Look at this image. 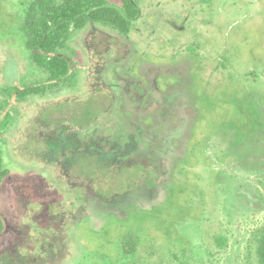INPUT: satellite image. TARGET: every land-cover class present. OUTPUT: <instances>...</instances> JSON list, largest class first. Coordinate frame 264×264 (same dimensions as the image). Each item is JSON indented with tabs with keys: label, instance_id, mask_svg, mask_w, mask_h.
I'll return each instance as SVG.
<instances>
[{
	"label": "rangeland",
	"instance_id": "obj_1",
	"mask_svg": "<svg viewBox=\"0 0 264 264\" xmlns=\"http://www.w3.org/2000/svg\"><path fill=\"white\" fill-rule=\"evenodd\" d=\"M29 1L0 0V151L9 172L0 264H260L264 0H127L139 11L128 33L71 27L59 50L70 76L59 82L26 47ZM104 1L125 9L126 0ZM189 86L199 115L182 160L172 142L190 122ZM143 104L177 126L140 137ZM61 129L118 142L137 134L134 159L144 167L116 194L84 200L69 184L79 165L68 176L42 152ZM163 134L161 146L150 144Z\"/></svg>",
	"mask_w": 264,
	"mask_h": 264
},
{
	"label": "flooded vegetation",
	"instance_id": "obj_2",
	"mask_svg": "<svg viewBox=\"0 0 264 264\" xmlns=\"http://www.w3.org/2000/svg\"><path fill=\"white\" fill-rule=\"evenodd\" d=\"M69 76L70 73L68 74V78ZM180 83L181 85H176L175 87H179L184 91L183 78H181ZM189 84H191V81ZM185 92L189 94V99L183 107L187 117L190 118V122L186 125L183 135H180L172 142L175 144V150H177L176 154L181 157H178V159L182 160L187 152L191 151L193 148L194 133L192 131V125L199 115L198 110L194 112L191 109L192 102L199 99L196 91L189 86ZM142 106H144V116L141 118L142 121L137 122L135 126L137 130H139L140 137L144 135V131L150 135V132H152L151 130L161 132L160 128L162 127L163 129L165 128L166 132L174 126L175 121L172 118H169V121L167 119L164 122L161 121L160 107L151 109L148 105L143 104ZM81 112H83V120L85 121V123L83 121V126H88L90 112L85 107H82ZM142 124L145 126L147 125L146 127L148 128L142 127ZM175 126H177V124H175ZM229 126L234 129L232 125L229 124L228 127ZM61 130L60 133H56V138H54V140H48L50 149L42 152L49 158L50 163L65 166L68 176H70L71 168L73 169L75 164L79 165V172H77L74 178L69 180V184L78 195L81 192L84 200L85 196L87 198L90 196V193L97 194L98 197L105 199L108 195L113 194L112 191L114 189V194L118 192V188L121 189V180H127L126 184L129 180H134V160L138 161V159H134V147L136 145V140L134 138L137 136L136 139H139L137 134L135 136V134L132 133L130 134L131 136L127 137L125 135V137L118 142L115 140H106L103 137L100 138L94 131L91 133H81L80 131L70 130L69 133H67L68 135L63 137V129ZM166 136V134H163L160 139H152L150 144L155 142L154 146H161L163 142L168 139H165ZM122 143L125 144L123 145ZM238 148L240 149V147ZM240 150L244 152V146H242ZM142 166L143 164H137L135 167ZM126 184L123 189L127 188ZM79 188H81L80 192L78 190Z\"/></svg>",
	"mask_w": 264,
	"mask_h": 264
},
{
	"label": "trees",
	"instance_id": "obj_3",
	"mask_svg": "<svg viewBox=\"0 0 264 264\" xmlns=\"http://www.w3.org/2000/svg\"><path fill=\"white\" fill-rule=\"evenodd\" d=\"M56 1L30 0L24 3L25 16L21 32L26 38V47L31 53L32 60L45 67L52 80L58 82L67 79L70 73V64L67 59L59 55V50L67 40L72 26H82L86 22L102 23L128 33L130 21L127 18L135 20L139 16L138 9L127 0L123 11L109 7L104 0H64L61 4H57ZM260 134H264V129ZM250 149L251 157L255 156L256 148L251 146ZM137 164L138 161L134 160V167ZM8 175L0 151V187ZM4 231L5 223L0 214V239ZM257 240L259 261L260 264H264V231ZM221 242L223 246L225 240ZM128 246L132 249V243Z\"/></svg>",
	"mask_w": 264,
	"mask_h": 264
}]
</instances>
